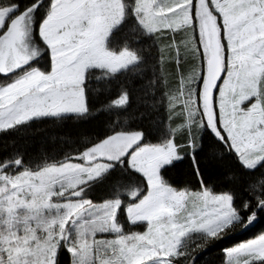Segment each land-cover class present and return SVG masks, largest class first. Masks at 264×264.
Here are the masks:
<instances>
[{
  "label": "snow or ice",
  "instance_id": "obj_1",
  "mask_svg": "<svg viewBox=\"0 0 264 264\" xmlns=\"http://www.w3.org/2000/svg\"><path fill=\"white\" fill-rule=\"evenodd\" d=\"M121 7L120 3L106 5ZM125 19L136 20L148 32L153 30L155 22L159 21L172 30V40L176 41L175 53L178 59L181 49L191 43L194 52H199V79L195 82V103L191 100L192 88L188 89V115L181 116L177 123L187 124L185 140L178 141L170 137L163 143H146V133L142 130L125 132H108L95 141L85 145L81 150L78 162L65 165V168H75L79 172L72 191L74 199L79 200L69 213L67 220L79 213L84 206H93L92 200L82 198L84 188L89 181L102 178L116 163L128 166L141 174L146 180L148 191L134 201V207L126 205L124 211L131 217L132 225L142 224L143 231L133 233L122 225V202L120 200H105L101 207L110 209L104 215L105 223L100 234L115 235L117 239L107 240L109 247L118 256L106 264H196V257L207 247H201L198 252L181 250L182 238L189 232H205L213 240L221 230L222 218L238 213L246 227L257 219L258 214H264V179L260 184H251L246 191L250 195L241 198L236 193L224 191L216 193L208 187L199 191L189 192L187 188L179 194L170 187L164 179L162 170L174 166L176 162L184 161L190 155L196 164L197 172H202L198 152L202 145L200 135H193V108L199 111L198 122L203 129L208 128L218 138L222 145L234 150L241 164L247 169H255L264 165V94L260 102L253 101L248 110L241 115L224 113L215 109V119L211 110L205 115L201 101V92L211 85L215 76H209L208 62L205 60L206 49H211V59L219 67L228 71L229 80L225 82L227 90L234 76H255L264 72V0H123ZM87 3L77 0H2L0 2V64L7 67L9 55L13 57V67L23 72L21 61L37 57L41 51L49 57L48 71H36L25 78L18 79L0 89V107L13 104L21 110H27L29 105H41L48 99L49 106L56 111H86L84 107H73L75 100L65 86L69 82L72 69L71 61L80 58L77 71L82 70L87 63L99 55H106L94 43L95 25L88 14ZM249 12L252 13L249 17ZM88 19V25L82 21ZM70 25V27H69ZM191 26L190 41H183L177 32L186 26ZM64 27V31L58 29ZM38 40L43 47L33 48L28 53V41ZM171 41H169V44ZM194 44V46H193ZM25 53L21 56L20 50ZM71 51V55L68 54ZM7 75V72L0 73ZM217 74H219L217 72ZM192 75L188 76L191 81ZM209 83L206 85L205 80ZM216 91H220V87ZM23 96V100L19 97ZM215 108V103L213 104ZM185 105H180L183 111ZM36 107L30 114H40ZM21 119H27V115ZM218 156H223L219 153ZM16 160V164H20ZM208 163H220L209 155ZM10 161H0V166L7 167ZM63 170V169H61ZM27 175V173L23 174ZM40 174H37L39 176ZM7 179V177H5ZM14 186L19 185L21 178L17 177ZM44 185L35 189L36 193L45 191ZM171 193V196L167 194ZM35 195V193H34ZM135 196L136 194L133 193ZM64 228L60 230L61 239ZM151 221V223H147ZM86 232H91L86 226L82 230L79 243L61 245L60 240L53 242L49 236L45 245L37 247L44 251L43 264H65L63 251L70 253V264H83L76 259L78 248H86L89 241L84 239ZM131 233V234H129ZM96 237L97 232H92ZM28 237L23 238L25 247ZM221 239V238H220ZM227 264H260L264 262V232L255 238L243 241L231 248L224 249ZM186 257V259H181ZM0 264H28L9 250L7 259L0 256Z\"/></svg>",
  "mask_w": 264,
  "mask_h": 264
},
{
  "label": "trees",
  "instance_id": "obj_2",
  "mask_svg": "<svg viewBox=\"0 0 264 264\" xmlns=\"http://www.w3.org/2000/svg\"><path fill=\"white\" fill-rule=\"evenodd\" d=\"M171 38L170 33L162 31L149 35L136 20L125 19L112 35L109 48L114 52L130 50L138 57L139 63L121 72L91 70L83 85L88 105L83 114L40 118L1 131L0 161L10 163L6 168L0 166L4 169L0 172L7 175L22 170L36 172L49 166L78 162L76 158L84 146L108 132L142 130L146 133V143H163L170 137L185 140L187 124L177 121L181 116L188 115L190 87L193 90L191 100L195 103V82L199 78L193 76L189 81L188 76L200 68V55L188 44L182 47L180 55L183 58L178 59ZM19 73L0 74V82H12ZM182 104L185 108L180 111L178 109ZM195 112L199 117V111ZM191 132L200 135L202 147L198 156L202 172H197L195 162L190 155H186L184 161L162 170L164 179L173 188L197 191L208 187L216 193L231 191L243 198L250 195L246 189L251 184L259 185L264 179V165L253 170L245 168L234 150L230 151L227 145H222L208 128L196 129L192 124ZM219 153L223 156H218ZM209 155L221 162L208 163ZM16 160H20V164H16ZM147 190L148 185L141 174L127 163L121 165L117 162L102 178L88 183L82 198L94 203L121 200L124 209L126 205H133ZM72 194L74 199L75 193ZM262 232L264 214H258L257 219L247 227L214 240L196 257V264H225L227 255L224 249L255 238ZM203 241L204 235L193 237L181 250L190 253ZM63 258L67 259L66 264L70 263L67 249L63 251Z\"/></svg>",
  "mask_w": 264,
  "mask_h": 264
},
{
  "label": "rangeland",
  "instance_id": "obj_3",
  "mask_svg": "<svg viewBox=\"0 0 264 264\" xmlns=\"http://www.w3.org/2000/svg\"><path fill=\"white\" fill-rule=\"evenodd\" d=\"M77 2L87 3L89 5L87 11L92 17L96 29L94 43L102 53L106 54L99 55L97 58L90 60L87 65L79 71H77V67L81 63L79 57L73 59L69 65L72 69L69 76V82L62 87L66 88L67 91L72 94V97L75 100L73 107H84L87 111L88 105L83 85L86 82L88 73L93 69L107 70L110 72H121L132 69L139 63V59L130 50L114 52L109 48V42L112 35L125 21L122 6L123 0H77ZM117 3H120L121 7L116 8L106 6L115 5ZM248 15L251 17L252 13L249 12ZM0 23H2V21H0ZM82 23L88 25L89 20L84 19ZM142 29L149 35H153L159 31L173 35L172 30L159 21L154 23L151 32H148L144 28ZM64 30V27L58 29L60 32H63ZM177 35L182 36L183 41H190L191 26L189 25L182 28L177 32ZM34 43L33 40L28 41L29 54L34 48ZM188 44L191 45V43H187L186 45ZM173 46L175 49V40ZM20 52L21 56L25 54L23 49H21ZM196 53L199 54V52ZM68 54L71 55L70 50H68ZM48 58L49 57L46 54L41 57L38 61V63L41 64L40 67H49L50 60L47 61ZM204 58L208 62L209 76H215L211 81V85L201 92V101L205 108V113L208 112L215 103V107L221 112V120L223 121L225 112L232 115L233 109H235V115L239 116L248 110L253 101L260 102V97L264 94V72L255 76H234L232 78V83L235 85V89L228 88L225 90L224 84L229 78L228 71L219 67L218 63L211 59L210 48L206 49ZM12 65L13 57L12 55H9L7 67L0 64V69H2L0 72H7V75L12 73L15 74L18 70ZM217 72L219 74H217ZM21 73L14 76L12 82H0V89H4L9 84L15 83L20 79ZM206 80L208 81L207 77ZM217 83L218 87H220V91L218 92L216 91ZM236 93H238V95H235ZM19 100H23V96H20ZM51 104L52 100L48 99L41 105H29L27 110H21L18 106H14L13 104H4L0 107V132L40 118H57L66 115L83 114L86 112L56 111L49 107ZM36 107H39L41 111L39 115L33 116L30 113ZM262 107H264V104H262ZM25 115H27V119H21V117ZM197 118V112L194 110L192 124L195 125L196 129L197 127L200 129ZM260 126L264 128V123ZM71 163L72 162L58 166H49L36 172L22 170L12 175L0 172V256L7 259L9 250H12L13 255L18 256L21 260H27L28 264H43L45 256L44 251H42L41 248L47 243L50 236L49 230L45 227V224L47 223L46 218H50L57 214L56 208L52 207V205L59 206L60 213L64 214L68 212L65 205H76L80 203L79 200L71 198L73 195L72 188L79 177L77 169L65 168V165H70ZM25 173H27V175H23ZM37 174L40 175L37 176ZM5 177H7V179ZM17 177L21 178V182L19 185L14 186V183L9 181H15ZM41 185L46 186L45 191L43 193H36L35 189ZM175 190L177 194L185 191ZM167 195L171 196L172 194L169 193ZM104 203L105 202L95 203L93 206L86 205L79 213L73 214L69 220L65 221L66 227L63 235L66 239H61L60 224L57 223L53 225L50 230L53 242H55V240H60L62 246L73 242L78 244L81 236L78 233L77 226L86 224L87 222H90L99 216H104L109 212L110 209L108 207L100 206ZM131 206L134 207L135 205L133 204ZM131 215V211H129L128 214L124 211L122 202L121 215L119 217L122 225L126 230L130 228L133 233H140L143 231V225H132L128 220V217H131ZM147 223H151V221H147ZM201 235L204 234L196 231L189 232L182 238L181 248L189 239ZM25 237L29 238L26 247L23 241V238ZM84 239L89 241L88 247L78 248L76 253V259H82L83 264H102V261L110 262L117 258L118 252H114L112 248L107 247L106 243H98L101 240L105 242L107 240H115L117 239L115 235L100 234L97 232L96 237L94 238L92 232H86ZM38 244L41 248L37 247ZM63 260L65 264L68 262L66 258H63ZM227 261L228 258L226 259L225 264H227ZM146 264H150V262H146ZM155 264H159V261H156ZM260 264H264V262H260Z\"/></svg>",
  "mask_w": 264,
  "mask_h": 264
},
{
  "label": "clouds",
  "instance_id": "obj_4",
  "mask_svg": "<svg viewBox=\"0 0 264 264\" xmlns=\"http://www.w3.org/2000/svg\"><path fill=\"white\" fill-rule=\"evenodd\" d=\"M193 46H194V44H193ZM42 47L43 46L41 45V43L39 41H36L34 43V48H42ZM44 54H45V52L41 51L40 55L37 56V57H31L29 55L28 59L23 60L21 62V65H18V67L19 66H23L24 67V71L21 73V77H20L21 79L25 78V77H28L29 75L33 74L36 71H43V72L46 73L49 70L48 68L40 67V65L38 63V61L41 59V57H43ZM0 70H2V69H0ZM194 75L197 77V79L199 78V69H196L194 71ZM228 80H229V78H228ZM205 83L207 85L208 81L206 80ZM229 88L233 89V90L235 89V85L232 83V81L230 83ZM235 95H238V93H236ZM198 126L200 127L201 130H203V126L199 122H198ZM74 206L75 205H73V204L65 205V207H67V209H68V212L64 213V214H61L59 206L52 205V207L56 208L57 214L55 216L50 217V218H46L47 219V223L45 224V227L50 232V236H51V231L50 230H51V227L53 225L59 223L60 224V230H62L64 228V221L67 219L69 213L71 212V210H72V208ZM104 223H105L104 216H99L96 219H94V220H92L90 222H87L86 224L78 225L77 226V230H78V233H79L80 236H81L82 230H83V228L85 226L91 232H98V231H101L103 229ZM243 227H246V225L244 223L243 218L238 213L232 214L229 217L222 218L221 230H220V232H219V234H218L216 239L223 238L224 236L229 235L232 231H235V230H237L239 228H243ZM201 233L204 234V241L201 244H198L197 247L192 250V253L198 252L201 247H208L214 241L205 232H201ZM98 243H100V244H105L106 243V246L109 247L108 243L103 241V240L99 241ZM102 264H106V261H102Z\"/></svg>",
  "mask_w": 264,
  "mask_h": 264
},
{
  "label": "water",
  "instance_id": "obj_5",
  "mask_svg": "<svg viewBox=\"0 0 264 264\" xmlns=\"http://www.w3.org/2000/svg\"><path fill=\"white\" fill-rule=\"evenodd\" d=\"M211 111H212V113H213V121H214V119H215V110H214V108L212 107L211 109H210ZM205 115H207V112L205 113ZM210 130V129H209ZM210 132H211V130H210ZM212 133V132H211ZM213 135H214V133H212ZM215 136V135H214ZM216 137V136H215ZM217 138V137H216ZM218 139V138H217ZM2 170H4L3 168H0V171H2Z\"/></svg>",
  "mask_w": 264,
  "mask_h": 264
},
{
  "label": "crops",
  "instance_id": "obj_6",
  "mask_svg": "<svg viewBox=\"0 0 264 264\" xmlns=\"http://www.w3.org/2000/svg\"><path fill=\"white\" fill-rule=\"evenodd\" d=\"M164 2H167V0H164Z\"/></svg>",
  "mask_w": 264,
  "mask_h": 264
},
{
  "label": "flooded vegetation",
  "instance_id": "obj_7",
  "mask_svg": "<svg viewBox=\"0 0 264 264\" xmlns=\"http://www.w3.org/2000/svg\"><path fill=\"white\" fill-rule=\"evenodd\" d=\"M211 108V107H210Z\"/></svg>",
  "mask_w": 264,
  "mask_h": 264
}]
</instances>
